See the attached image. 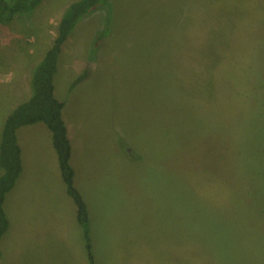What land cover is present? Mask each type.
I'll return each mask as SVG.
<instances>
[{
  "label": "rangeland",
  "instance_id": "1",
  "mask_svg": "<svg viewBox=\"0 0 264 264\" xmlns=\"http://www.w3.org/2000/svg\"><path fill=\"white\" fill-rule=\"evenodd\" d=\"M72 1L0 21V127ZM110 2L55 75L94 264H264V0Z\"/></svg>",
  "mask_w": 264,
  "mask_h": 264
},
{
  "label": "crops",
  "instance_id": "2",
  "mask_svg": "<svg viewBox=\"0 0 264 264\" xmlns=\"http://www.w3.org/2000/svg\"><path fill=\"white\" fill-rule=\"evenodd\" d=\"M90 17L91 14L78 22L74 30L84 26ZM30 94L31 91L28 97ZM16 136L22 167L3 203L8 228L0 239V264H57V256L76 258V264H90L84 230L61 177L50 130L37 122L20 127ZM82 197L89 212L88 200ZM18 200L22 211L16 213L13 207ZM89 225L90 221L91 240Z\"/></svg>",
  "mask_w": 264,
  "mask_h": 264
},
{
  "label": "trees",
  "instance_id": "3",
  "mask_svg": "<svg viewBox=\"0 0 264 264\" xmlns=\"http://www.w3.org/2000/svg\"><path fill=\"white\" fill-rule=\"evenodd\" d=\"M40 1L0 0V21L6 22L18 13L31 11L38 6ZM110 1L75 0L66 7L56 25V36L51 46L45 51L31 74L30 96L12 108L5 116L0 127V169L2 170L0 174V239L8 228V218L3 208L5 195L13 187L22 167L21 150L16 136L17 130L25 125L42 122L51 132L52 144L56 152L61 177L68 195L76 205L77 220L84 230L90 264H94V260L88 229L89 212L80 191L74 183V169L70 161L72 148L68 129L63 118L64 101L55 94L54 76L62 46L77 23L88 17L98 7L110 10ZM86 75L87 73L80 75L71 84V87L83 80ZM260 135L263 134L260 133ZM254 145L257 146L258 143ZM262 145L263 152L260 149L262 146H258V152L257 150L254 152L261 161L264 160V141Z\"/></svg>",
  "mask_w": 264,
  "mask_h": 264
}]
</instances>
